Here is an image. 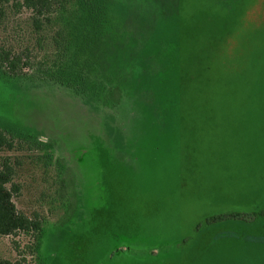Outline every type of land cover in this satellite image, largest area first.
I'll return each mask as SVG.
<instances>
[{"label":"rangeland","instance_id":"rangeland-1","mask_svg":"<svg viewBox=\"0 0 264 264\" xmlns=\"http://www.w3.org/2000/svg\"><path fill=\"white\" fill-rule=\"evenodd\" d=\"M84 3L0 23V51L34 64L0 66V160L43 221L27 259L264 264V0ZM31 239L0 236V259Z\"/></svg>","mask_w":264,"mask_h":264},{"label":"trees","instance_id":"trees-1","mask_svg":"<svg viewBox=\"0 0 264 264\" xmlns=\"http://www.w3.org/2000/svg\"><path fill=\"white\" fill-rule=\"evenodd\" d=\"M73 0H0V23L6 17V12L13 7L14 12L29 11L31 13V26L35 32L42 30L45 22H50L52 15ZM86 10L93 12V5L98 0H85ZM2 50V49H1ZM30 59L23 60L21 55H16L10 50L0 51V66L9 72L11 76L20 77L26 69H32ZM6 67V68H5ZM82 68L66 67L62 65L60 72H66L71 76H80ZM31 75V74H28ZM6 130L0 128V152L7 149L13 150L15 143L13 137ZM36 142V141H35ZM17 164L11 157H2L0 160V236H11L18 233H29L32 239L21 246L14 242V248L19 252L15 260L1 258L0 264H33L25 255L26 251L33 252L42 227V219L39 213L32 216L20 210L15 199L21 195L22 185L16 180Z\"/></svg>","mask_w":264,"mask_h":264}]
</instances>
